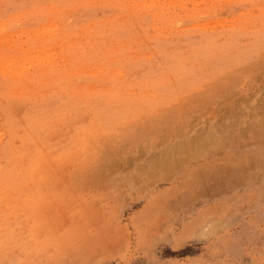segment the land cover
Instances as JSON below:
<instances>
[{"label":"rangeland","instance_id":"374dc122","mask_svg":"<svg viewBox=\"0 0 264 264\" xmlns=\"http://www.w3.org/2000/svg\"><path fill=\"white\" fill-rule=\"evenodd\" d=\"M263 120L264 0H0V264H264Z\"/></svg>","mask_w":264,"mask_h":264},{"label":"bare ground","instance_id":"6f19581e","mask_svg":"<svg viewBox=\"0 0 264 264\" xmlns=\"http://www.w3.org/2000/svg\"><path fill=\"white\" fill-rule=\"evenodd\" d=\"M261 104H262V103H261ZM209 105H210V104H209ZM247 106H248V105H247ZM254 106H255V105H254ZM254 106H253V107H254ZM241 107H242V106H241ZM241 107H240V108H241ZM246 110H247V109H246ZM248 110H249V109H248ZM260 110H261V109H260ZM251 111H252V110H251ZM233 112H234V110H233ZM235 112H236V111H235ZM233 114H234V113H233ZM232 116H233V115H232ZM263 121H264V120H263ZM262 123H263V122H262ZM213 127H214V126H213ZM247 127H248V126H247ZM206 129H207V128H206ZM214 129H215V128H214ZM263 129H264V127H263ZM225 130H226V129H225ZM205 131L207 132V130H205ZM228 131H229V130H228ZM254 131H255V130H254ZM219 132H220V131H219ZM255 132H256V131H255ZM262 132H263V131H262ZM203 133H204V132H203ZM220 133H223V132L221 131ZM227 133H228V132H227ZM199 134H200V133H199ZM210 134H211V133H210ZM210 134H209V133H208V134H205L206 137H204L205 135H204V136L200 135V136H202V138L205 139L206 142H207V141H210L211 138H212L213 136H215V135H213L211 138L209 137V138H210V139H209L208 136H210ZM214 134H215V133H214ZM221 135H223V134H221ZM165 136H166V135H165ZM168 136H169V135H168ZM168 136H167V137H168ZM177 136H178V135H177ZM216 136H217V134H216ZM216 136H215V138H216ZM223 136H225V135H223ZM167 137H166V139H168ZM217 137H218V136H217ZM162 138H163V137H162ZM197 138H199V137H196V139H197ZM207 138H208L209 140H208ZM222 138H224V137H222ZM222 138H221V139H222ZM227 138H228V137H227ZM164 139H165V137H164ZM184 139H185V138H184ZM213 139H214V138H213ZM224 139H226V138H224ZM217 140H218V139H217ZM151 141H152V139H151ZM189 141H190V140H189ZM189 141H188V142H189ZM202 141H203V140H202ZM219 141H220V140H219ZM224 141H225V140H224ZM194 142H195V141H194ZM214 142H216V141H214ZM221 142H222V141H221ZM158 143H159V142H158ZM201 143H202V147H201V145H200V147H201V151H203L202 149L205 147L206 143H204V145H203V142H201ZM217 143H218V141H217ZM209 144H211V143H209ZM212 144H213V142H212ZM212 144H211V145H212ZM222 144H223V143H222ZM196 145H197V144H196ZM196 145H195V146H196ZM198 145H199V143H198ZM220 145H221V144H220ZM224 145H225V144H224ZM188 146H189V144H188ZM190 146H191V145H190ZM190 146H189V148H190ZM211 147H212V146H211ZM217 147H218V146H217ZM193 148H194V147H193ZM196 148H198V147H196ZM206 148H208V149H206ZM206 148H205V149H206L207 152H210V151L212 150V148H209L208 145H206ZM215 148H216V147H215ZM164 149H165V148H164ZM190 149H191V148H190ZM190 149H189V150H190ZM213 149H214V147H213ZM217 149H218V148H217ZM194 151H195V150H194ZM199 151H200V150H199ZM213 151H214V150H213ZM174 153H175V152H174ZM177 153H178V152H177ZM186 153H187V152H186ZM188 153H189V151H188ZM205 153H206V152H205ZM168 154H169V153H168ZM168 154H167V155H168ZM178 154H179V153H178ZM189 154L191 155V153H189ZM193 154H194V153H193ZM198 154H201V153L199 152ZM167 155H166V157H167ZM172 156H173V155H172ZM165 161H166V160H165ZM35 168H36V167H35L34 165H31V170H38V169H35ZM0 256H1V255H0Z\"/></svg>","mask_w":264,"mask_h":264}]
</instances>
